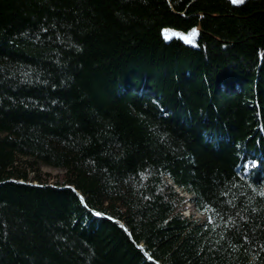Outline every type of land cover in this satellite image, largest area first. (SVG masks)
I'll return each mask as SVG.
<instances>
[{
    "label": "trees",
    "instance_id": "1",
    "mask_svg": "<svg viewBox=\"0 0 264 264\" xmlns=\"http://www.w3.org/2000/svg\"><path fill=\"white\" fill-rule=\"evenodd\" d=\"M0 264H264V0H0Z\"/></svg>",
    "mask_w": 264,
    "mask_h": 264
},
{
    "label": "rangeland",
    "instance_id": "2",
    "mask_svg": "<svg viewBox=\"0 0 264 264\" xmlns=\"http://www.w3.org/2000/svg\"><path fill=\"white\" fill-rule=\"evenodd\" d=\"M161 32H162V36L165 40H168L172 37H177V38H180L181 40H183L187 43L195 44V40H194L195 33L193 30L184 31V30H179V29H175L172 27H163ZM40 169L43 172H48L49 174H51L53 176L62 172L61 169H57V168L47 166L44 164L40 165ZM179 192H180V194L184 195L187 199H190L191 196H193L191 193H186L182 190H179ZM184 214L185 215H191L192 214L194 216V218H197V219H204L205 218V215L203 213H200L199 211H197L191 202H186Z\"/></svg>",
    "mask_w": 264,
    "mask_h": 264
},
{
    "label": "water",
    "instance_id": "3",
    "mask_svg": "<svg viewBox=\"0 0 264 264\" xmlns=\"http://www.w3.org/2000/svg\"><path fill=\"white\" fill-rule=\"evenodd\" d=\"M64 187H69V186L65 185ZM92 212H93L94 214H96V215L105 216V215L101 214L100 212H96V211H92ZM113 221H114V222H118V223L120 224V226L123 227V224H122L121 222H119V221H117V220H113ZM138 247L141 248L140 245H139ZM146 256H147V254H146ZM147 258H148V256H147Z\"/></svg>",
    "mask_w": 264,
    "mask_h": 264
},
{
    "label": "snow or ice",
    "instance_id": "4",
    "mask_svg": "<svg viewBox=\"0 0 264 264\" xmlns=\"http://www.w3.org/2000/svg\"><path fill=\"white\" fill-rule=\"evenodd\" d=\"M233 2L235 3V2H239V0H233Z\"/></svg>",
    "mask_w": 264,
    "mask_h": 264
}]
</instances>
